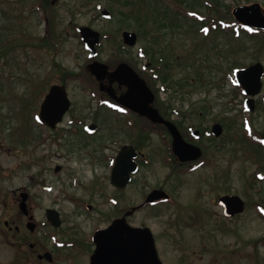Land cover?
<instances>
[{"label": "flooded vegetation", "instance_id": "obj_1", "mask_svg": "<svg viewBox=\"0 0 264 264\" xmlns=\"http://www.w3.org/2000/svg\"><path fill=\"white\" fill-rule=\"evenodd\" d=\"M106 1L111 3L108 7L101 0H82L83 7L93 5L96 12L85 24L71 21L86 53L84 61L35 79L32 104L25 99L24 105L32 107L31 127L22 131L18 119V137L13 141L20 152L16 171L26 180L15 190L17 218L3 221L0 264H136L137 249L143 247L140 238L147 237L125 231L121 235V222L130 229L148 228L160 262L167 264L159 238H170L175 246L180 236H158L147 220L163 218L173 231L197 225L203 217L200 205L179 202L184 184L201 173L210 186L217 150L231 140L240 147L247 144L244 134L228 136L231 118L215 115L210 93L198 86L208 91L211 86L223 88L241 97L244 111L250 112V104L251 112L264 113V73L252 103L235 78L245 66H237L233 76L227 73L234 90L226 88V68L220 67L215 76L218 65L229 58L225 51L231 49L232 40L240 41L241 46L232 49L241 52L248 30L264 36V30L236 21L234 7L223 9L220 0ZM116 12L123 24L138 25L119 26L111 36L96 25L118 20ZM80 26L88 30L82 33ZM141 27L143 46L138 45ZM52 29L48 22L46 34ZM125 32L134 34L128 36L132 43L125 41ZM106 44L111 51L102 58ZM136 45L135 57L126 56V48ZM214 55L222 61L216 62ZM93 62L106 65L107 71L120 63L130 65L151 92L150 111L160 120L127 105V85L109 74L102 79L94 75L88 68ZM43 83L46 91L40 90ZM54 85L64 89L68 106L64 108V99L55 96V115L42 117V104ZM242 119L243 125L246 118ZM114 223L118 226L113 228ZM125 239L127 250L120 249Z\"/></svg>", "mask_w": 264, "mask_h": 264}, {"label": "rangeland", "instance_id": "obj_2", "mask_svg": "<svg viewBox=\"0 0 264 264\" xmlns=\"http://www.w3.org/2000/svg\"><path fill=\"white\" fill-rule=\"evenodd\" d=\"M82 0H45L41 4L39 0H0V238L3 232V221L15 220L18 210L16 206V188L26 179H22L16 171V164L20 152L15 146L18 137L19 120L23 124L22 131L26 132L31 127L30 115L32 107L24 105L25 99L32 104V86L35 79L40 80L43 75L56 72L60 69H70L76 64L82 63L85 52L74 35L72 27L76 21L80 25L89 22L96 12L95 7H83ZM159 1V0H158ZM223 9H231L238 4H246L256 1L264 7V0H220ZM95 2V1H94ZM42 5V10L34 5ZM103 6L108 7L110 1L101 0ZM96 4V3H95ZM198 5L197 3H192ZM40 7V6H39ZM117 6L116 11H118ZM118 20L113 23H104L99 26L110 36L115 35V30L120 27L126 29L135 28L137 24L125 22L119 18V13H114ZM45 17L47 21L45 20ZM48 20L54 29L49 33L48 46L44 49H34L44 34ZM138 28V27H137ZM138 45L143 46V36ZM7 39H12L15 44L28 43L25 47L9 48ZM231 41V40H230ZM13 43V44H14ZM231 49L228 60L223 62L215 57L216 62L222 61L220 67L226 68L227 73L234 75L232 67L246 66L255 61L264 65V36L256 35L247 37L245 48L235 52L241 46L240 41H231ZM47 45V44H46ZM109 45L104 46L102 58H107L110 53ZM137 45L126 48V56L135 57ZM140 62L142 60H139ZM264 79V77H263ZM43 82V81H42ZM227 89L234 90L228 78ZM47 83H43L40 90L46 91ZM199 91H207L215 103V115L228 114L231 124L228 136L244 134L242 118H246L252 127L247 129L245 135L252 138L254 133L260 137L264 130V113L261 110L246 112L241 107V97L233 96L230 91L223 88H213L208 91L199 87ZM196 96V95H195ZM19 119V120H18ZM13 135V137H11ZM14 140V141H13ZM236 141V140H234ZM234 141L226 143L222 150L216 152L214 181L209 186L205 178L202 181L200 174L189 177L184 184V190L179 202L194 203L202 209L203 217L197 225L180 226L176 230L163 218H150L147 220L158 236L174 233L180 238L174 246L170 238H159V245L167 264H264V217L257 210L255 203L264 205V178L257 182L258 190L250 189L249 180L255 172L264 173V148L257 146V142H250L238 146ZM242 155V156H241ZM24 184V183H23ZM209 186V187H208ZM249 188V189H247ZM237 193L245 200L243 213L232 218L224 217L217 198L222 193ZM199 208V209H200ZM195 209H193L194 211ZM264 211V210H263ZM184 222L186 217L183 218ZM168 229V233L165 231ZM174 246H172V245ZM3 248L0 244V263L3 259Z\"/></svg>", "mask_w": 264, "mask_h": 264}, {"label": "water", "instance_id": "obj_3", "mask_svg": "<svg viewBox=\"0 0 264 264\" xmlns=\"http://www.w3.org/2000/svg\"><path fill=\"white\" fill-rule=\"evenodd\" d=\"M233 13L235 18L240 22L264 30V10L261 9L258 3H253L247 6H237L234 8ZM82 33L88 30L86 27L79 29ZM97 35V33H95ZM125 41L132 43L134 40H129L128 36L134 37L133 33H124ZM93 49V47L91 48ZM92 73H94L99 78L106 73V66L101 63H92L90 66ZM101 68V69H100ZM263 73V66L261 63L256 62L247 68L239 70L237 73V79L240 85L243 88V91L248 95H255L259 92L261 87V75ZM109 75L113 77L114 80H117L121 83H124L128 86L126 96L129 100L127 105L136 109L139 112L145 113L154 120H159V117H155V113L150 111V102L152 101V95L149 90L145 87L143 81H141L138 76L128 67L127 64L121 63L115 68L114 71L110 72ZM130 95V96H128ZM55 96L64 99V108L68 106V100L65 97L64 89L60 86L54 85L50 88L48 94L45 97L44 103L42 104L41 116L55 115V112L52 111L53 102L52 100ZM145 101V102H144ZM249 101V100H248ZM252 103V100H250ZM250 105V104H249ZM252 109V106H250ZM219 126V125H218ZM218 135V134H217ZM264 138V136H263ZM218 203L223 207L224 214L226 216H232L235 213H240L244 209V201L239 195L235 194H225L219 197ZM118 226V223H114L113 228ZM120 234L122 235L123 231L130 235H145L147 238H140L143 244V247L137 249L139 253L135 256L136 264H161L157 252L155 249L152 233L148 228H129L125 223L122 222L119 225ZM110 229V228H109ZM112 230V227L111 229ZM122 240V239H121ZM128 240L121 241L120 249L127 250ZM146 253V255H145ZM129 257H125V261L128 262Z\"/></svg>", "mask_w": 264, "mask_h": 264}, {"label": "trees", "instance_id": "obj_4", "mask_svg": "<svg viewBox=\"0 0 264 264\" xmlns=\"http://www.w3.org/2000/svg\"><path fill=\"white\" fill-rule=\"evenodd\" d=\"M249 35V37H253L254 36V34H251V33H249L248 34ZM7 43L9 44V45H12V46H10V48H12V47H16L17 46V44H15L14 43V41H12V39H7ZM14 43V44H13ZM254 178V179H253ZM253 180H251V182H250V185H254V183L257 181V178L255 177V176H253ZM256 205H260L259 203H256Z\"/></svg>", "mask_w": 264, "mask_h": 264}]
</instances>
